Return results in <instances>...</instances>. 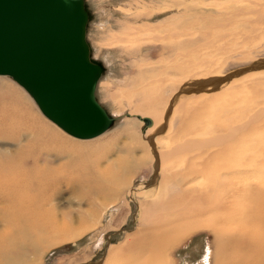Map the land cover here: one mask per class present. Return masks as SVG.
I'll list each match as a JSON object with an SVG mask.
<instances>
[{"label":"rangeland","instance_id":"374dc122","mask_svg":"<svg viewBox=\"0 0 264 264\" xmlns=\"http://www.w3.org/2000/svg\"><path fill=\"white\" fill-rule=\"evenodd\" d=\"M86 1L92 14L87 34L92 57L105 68L96 97L115 119L113 126L96 138L80 140L46 118L12 79L0 76L1 91L17 95L32 120L73 143L109 142L97 152L109 154L108 160H101L104 165L118 157H123L126 169L134 156L143 162L127 177L113 165L119 175L117 185H108L110 191L116 192L113 201L101 196L86 197L89 185L74 190L64 186L51 204L58 218H67L70 213L78 218L87 213L85 224L89 227L79 237L56 243L38 255L29 254L28 264L103 263L112 248L127 243L140 228L150 226L147 218L151 214L165 213L168 220L175 218L164 209L159 211L157 204L170 207V198L181 197L186 191H203L210 186L212 174L231 172L232 168L220 162H210L208 155L214 150L216 135L228 134L243 119L218 122L223 106L205 109L202 105L210 93H231L229 84L237 86L233 91L235 111L248 105L257 120L249 134H242L249 140L248 149H239L234 143L223 147L250 156L246 168L257 170L252 185L264 188V0ZM209 42L215 46L203 47ZM183 63L186 70L181 73L176 66ZM216 69H221L220 76H233L226 87L193 89L194 82L208 79L199 76L201 72ZM160 93L157 100L149 98ZM158 112L160 115L155 116ZM33 130L18 127L13 131L21 132L19 139L0 138V153L27 147L35 138ZM190 167L202 173L194 177L187 172ZM213 193L209 192L212 198ZM223 194L218 192L215 198L220 201ZM82 225L76 220L72 230L78 231ZM217 241L211 228L190 230L171 244L164 263L216 264Z\"/></svg>","mask_w":264,"mask_h":264},{"label":"bare ground","instance_id":"6f19581e","mask_svg":"<svg viewBox=\"0 0 264 264\" xmlns=\"http://www.w3.org/2000/svg\"><path fill=\"white\" fill-rule=\"evenodd\" d=\"M158 39L155 37V40ZM209 43L203 47L214 45ZM184 63L176 66L181 73L186 70ZM220 73L221 69L201 72L199 76L208 79L194 82L193 89L226 87L233 76L224 77ZM229 85L227 89H231V93H210L202 105L205 109L217 104L223 106L218 122L243 119L228 134L219 133L214 137L216 145L208 155L210 162H220L232 168V171L212 174L210 186L203 191H186L181 197L170 198V207L157 204L159 211L164 209L167 215L173 214L175 218L168 220L164 217L165 213L157 216L151 214L147 218L149 227L140 228L127 243L112 248L100 264H165L171 244L199 227L211 228L218 236L216 264H264V188L252 185L253 173H257V170L247 169L251 157L231 147H223L234 143L239 149H248L249 140L243 138L242 134H249L257 116H251L254 109L248 105L235 111L236 97L233 91L237 86ZM195 91L198 93L197 88ZM7 94L10 93L0 88V138L19 139L21 132L13 131L18 127L27 131L34 129L35 138L19 151L6 149L0 153V264H28L29 254L38 255L56 243L79 237L89 227L85 224L87 213L78 218L71 213L67 218H58V212L51 205L55 194L60 193L64 186L74 190L89 185L86 197L101 196L113 201L116 192L110 191L108 185L119 183V175L113 165L118 166L123 171L122 175L127 177L143 160L132 157V165L127 169L123 157L115 159L114 164L104 165L101 160H108L109 154L97 152L109 142L92 145L73 143L37 124L24 109L19 97ZM161 96L162 93L153 94L149 98L157 100ZM162 104L159 106L163 107ZM159 115V112L155 114ZM248 115L251 117L246 121ZM135 151L133 149L132 154ZM238 167L247 168L236 169ZM187 172L194 177L202 173L195 167H190ZM210 191H214L213 198L209 195ZM218 192H224L220 201L215 198ZM76 220L83 225L78 231H73L72 225ZM183 220L188 222L183 223Z\"/></svg>","mask_w":264,"mask_h":264},{"label":"water","instance_id":"95a60500","mask_svg":"<svg viewBox=\"0 0 264 264\" xmlns=\"http://www.w3.org/2000/svg\"><path fill=\"white\" fill-rule=\"evenodd\" d=\"M91 19L86 0H0V76L80 140L104 134L115 122L96 97L105 68L92 57Z\"/></svg>","mask_w":264,"mask_h":264}]
</instances>
